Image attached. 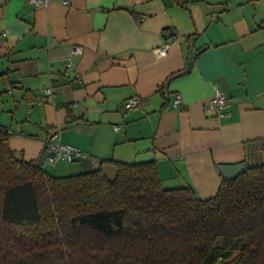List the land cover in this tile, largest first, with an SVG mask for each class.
Segmentation results:
<instances>
[{
    "label": "crops",
    "instance_id": "obj_1",
    "mask_svg": "<svg viewBox=\"0 0 264 264\" xmlns=\"http://www.w3.org/2000/svg\"><path fill=\"white\" fill-rule=\"evenodd\" d=\"M34 1L0 0V126L25 159L56 177L155 161L164 188L200 199L217 194L220 166L264 161V0ZM216 91L222 117L207 110ZM134 96L143 104L125 110ZM57 142L85 157L49 164Z\"/></svg>",
    "mask_w": 264,
    "mask_h": 264
},
{
    "label": "trees",
    "instance_id": "obj_2",
    "mask_svg": "<svg viewBox=\"0 0 264 264\" xmlns=\"http://www.w3.org/2000/svg\"><path fill=\"white\" fill-rule=\"evenodd\" d=\"M10 136L0 126V264H264V161L200 199L164 188L155 161L56 177Z\"/></svg>",
    "mask_w": 264,
    "mask_h": 264
},
{
    "label": "built area",
    "instance_id": "obj_3",
    "mask_svg": "<svg viewBox=\"0 0 264 264\" xmlns=\"http://www.w3.org/2000/svg\"><path fill=\"white\" fill-rule=\"evenodd\" d=\"M50 1L52 0H35V4L38 7L46 6ZM63 4H68L69 0H60ZM166 36L171 37L172 32L170 30L166 31ZM170 48L169 43H165L161 47L156 49V52L160 56H164L167 54L168 50ZM83 48L80 46H74L71 49V55H79L82 54ZM68 66L72 67L73 62L69 61ZM46 96H50L52 94V89L48 88L44 90ZM142 98L138 96L131 97L127 102L125 103V110L130 111L134 108L140 107L143 104ZM172 106L174 108H179L181 106V97L179 94H176L173 101ZM228 101L225 95L219 91H216L215 94L210 98L207 110L215 112L219 117H222L225 115V111L228 108ZM116 130H119L118 127H115ZM17 131H21L18 129ZM9 133H14L13 131L9 130ZM85 157V154L82 152L81 149H79L76 146L66 144V143H50L47 146V157L46 160L49 164L56 166L60 163L69 164L76 161L81 160Z\"/></svg>",
    "mask_w": 264,
    "mask_h": 264
},
{
    "label": "water",
    "instance_id": "obj_4",
    "mask_svg": "<svg viewBox=\"0 0 264 264\" xmlns=\"http://www.w3.org/2000/svg\"><path fill=\"white\" fill-rule=\"evenodd\" d=\"M191 69H192V61H188L186 68L183 71H181L177 74H174L173 76H171L167 80V82L165 84V91L168 92V86L173 79L190 73ZM102 170H103V173L105 174V176L109 180L114 181L117 178L118 168L114 164H105L102 166ZM246 170H247V167H246L245 163H238V164H234V165H222L219 168V171H220L222 177H224L226 179H234L237 176H239L240 174L246 172Z\"/></svg>",
    "mask_w": 264,
    "mask_h": 264
},
{
    "label": "rangeland",
    "instance_id": "obj_5",
    "mask_svg": "<svg viewBox=\"0 0 264 264\" xmlns=\"http://www.w3.org/2000/svg\"><path fill=\"white\" fill-rule=\"evenodd\" d=\"M0 105H1V100H0ZM60 164H64V163H60ZM59 164V166H61ZM50 174H54V171L53 170H51V168L50 167H48V170H47Z\"/></svg>",
    "mask_w": 264,
    "mask_h": 264
}]
</instances>
